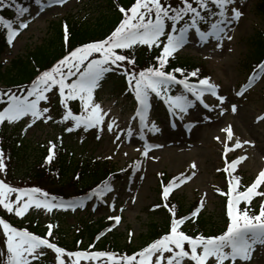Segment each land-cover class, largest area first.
I'll return each instance as SVG.
<instances>
[{
	"label": "snow or ice",
	"instance_id": "6c2138e0",
	"mask_svg": "<svg viewBox=\"0 0 264 264\" xmlns=\"http://www.w3.org/2000/svg\"><path fill=\"white\" fill-rule=\"evenodd\" d=\"M66 2L67 0H48L46 5L45 0H35L41 10L53 3ZM235 3L236 0H178L174 5L171 0H134L127 8L117 4L122 18L107 36L73 48L50 69L39 72L26 89L18 88L17 92L9 89L0 92V105H4L0 110V125L6 121L12 124L30 117L31 123L24 129L27 132L37 121L45 123L52 121L54 117L50 115L51 107H41V102L50 105L49 94L56 90L63 108L62 119L58 123L71 121V126L65 129L67 132L71 133L81 127L85 131L96 128L102 132L107 113L96 101L95 94L102 88L106 74L113 72L120 73L126 78L128 90L134 95L137 107L133 119L139 118L141 133L145 129L150 133L160 131L157 124L149 119L150 98L153 95L163 99L170 115L180 120L189 114L190 109L196 107L194 101L185 93L190 94L209 111L214 110L203 97L205 94H210L219 101L220 105L225 104L227 98L219 94L218 85L207 77L198 79L196 83L189 82V77H197L199 69L185 74V70L180 67L167 71L165 66L170 58H174L176 52L186 46L190 33H194L204 43L213 37L217 41H222V34H226L225 26L238 21L242 16V12L235 7L231 8L232 15H228L229 6ZM13 5L16 6L15 21L0 15V27L7 31L9 46L20 31L28 27V23L22 17L30 11L29 8L16 4V0H0V9L11 8ZM216 17L218 19H214ZM14 23L18 24V27H15ZM205 25L207 30H203ZM64 31L67 40L66 26ZM227 38L231 39V36ZM142 46H147L149 50L159 49L158 55L154 58L157 63L136 71L135 52ZM256 67L259 71L248 77L247 84L241 86V90L236 93L237 96H242L255 79L264 76V61ZM176 73L183 78L178 79ZM176 85L182 86L184 92L173 95V87ZM70 101H79V114L74 113L69 105ZM236 110L237 106L233 104V113ZM256 119L257 122L264 120V115ZM115 124V121L108 123L107 130L112 132ZM222 131L227 133L226 139H230L233 135L231 126ZM127 135L129 137L133 135L131 126L127 129ZM99 138L98 135L97 139ZM115 139L119 141L121 136L117 134ZM243 143L251 142L243 141ZM49 144L48 155L45 157L46 165L55 155L56 145L52 142ZM241 146V141L237 139L231 148L236 149ZM152 147L154 146L145 144L142 155L147 157ZM229 150V145L225 143L224 153ZM107 158L111 159V157ZM245 158L239 157L231 162H225L227 191L220 189L217 191L226 196L227 222L224 230L219 234L191 236L181 230V226L189 217L177 218L176 206L167 203L174 187L178 188L190 179L181 173L166 185H161L160 198L164 201L162 206L170 213L169 230L147 243L138 252L131 255H117L106 251H67L48 239L52 236L54 228L52 224L47 225L48 231L42 237L27 229H18L0 218V229L4 236V246L0 249V264H34V262L43 264L48 255L47 250L55 253V264H68L65 257L71 264H79L81 259L98 261L100 258H107V264H249L257 247L264 246V199L261 200L259 211L256 213H252L247 207L242 209L240 205L242 202L250 205L257 196L264 198V191L259 190L264 186V170H261L250 184L242 186L241 177L232 173L236 172L238 163ZM6 159L3 150L0 149V173L6 172ZM133 167L138 168L139 162H134ZM192 167L195 168V164ZM113 190L111 181L105 179L86 193L85 197L65 201L51 196L39 187H15L0 179V208L18 218H23L33 207L43 208L46 212H52L54 209L75 211L84 207L85 200L102 199ZM13 195L15 199L12 198ZM199 210L198 206L190 216L196 217ZM109 219L119 223L121 217L113 216ZM100 235H103V232ZM77 243L79 244V241Z\"/></svg>",
	"mask_w": 264,
	"mask_h": 264
},
{
	"label": "rangeland",
	"instance_id": "374dc122",
	"mask_svg": "<svg viewBox=\"0 0 264 264\" xmlns=\"http://www.w3.org/2000/svg\"><path fill=\"white\" fill-rule=\"evenodd\" d=\"M99 2V0H68L64 4H51L43 10L40 9V6L31 8L24 18L28 27L21 30L12 45L4 50L1 61L8 65L16 56L23 55L29 48L42 43L43 39L47 37L50 23L58 18L65 16L70 19V16L74 14L82 19L95 17L97 15L96 6ZM254 3L255 0H236L234 5L229 6V16L232 15L231 8L233 7L238 8L242 12V16L238 21L225 26L226 34H222V41H217L213 37L204 43L194 33H190L186 46L174 54L177 57H183L184 60L206 61L211 74L207 78L219 86V94L227 98L225 104L220 105L215 97H210L207 100L214 110L202 113L196 107L190 109L189 114L185 116V124L182 125V129L188 134L185 137L181 132L170 133L165 117L161 116L159 110H154L153 114L156 119L150 121L155 122L160 131L153 133L154 138L151 141L156 144L157 149L154 152L150 150L147 157L142 155L144 159L141 160L142 166L137 169V171H141L142 176L137 183L128 185L126 188L125 183H121L115 187L114 191L108 193L110 198L107 202H111V205L101 204L100 200L96 199L75 211L61 209L60 213L57 211L58 209L46 212L43 208L33 207L23 218L9 214L13 216V220L16 218L19 220L18 222H34L44 228H47L48 224H52L54 225L53 237L70 242L74 239L76 230L72 226L82 220V217L96 220L102 216H120L122 221L116 223L113 220L114 223L109 228L110 230L103 231V234L113 233L107 237H118L120 240L118 242L121 245L136 244L146 232V226L150 225L152 221L162 222L161 214H153V209L150 208L157 202V188L160 184L169 182L171 176L172 178L178 177L183 173L190 179H187L178 188L174 187L170 196L173 195L182 211L185 212L193 203H196L195 209L200 207L198 215L201 213L206 222H211L218 227L222 222V215L226 216L224 204L226 198L217 191V189L227 186V174L224 175L222 172L225 159L231 156H233L232 159L246 157L238 163L236 172L232 173L241 177L242 186L250 184L256 175L264 170V120L257 122L256 119L258 116L264 115V76L255 79L252 86L247 88L242 96L236 95L241 90V86L247 84L245 79L248 69L241 71L242 62H245L243 59L247 53L246 39L258 27L264 29L263 19L253 12ZM45 4L47 5L48 1ZM228 36H231V39H228ZM221 43L222 46H220ZM110 89L109 85L102 86L95 94L96 101L107 113L102 132L98 129L90 134L81 132L74 138L75 129L71 133L65 130L71 124L58 123L62 118L55 117L60 109L56 102L47 106L51 107L50 115L54 119L47 123L37 121L27 132L24 129L31 123L30 117H25L12 124L6 121L5 123L9 124L8 127L19 129L20 139L18 138V140L22 141L24 147L27 148L23 161L12 165L11 176L21 179L27 170L29 172V164L31 165L34 159L42 153L43 148H49V142L56 145L55 149H60V146L65 148L63 153L68 162L79 163L89 157L102 160L111 157L113 162H116L117 168H121L129 160L137 157L140 152L142 153L144 145L147 143L140 140L137 131H135L133 117L137 106L131 111L130 105L123 97H110ZM177 94L180 93L177 92ZM52 100L55 101V99ZM233 104L237 106L235 113L232 111ZM222 110L224 111L221 115ZM113 121L116 124L113 131L109 132L107 124ZM189 124L190 126L187 128ZM129 126L133 128L131 137L127 135ZM228 126H231L233 133L230 139H226L227 133L222 131ZM117 134L121 136L119 141L115 139ZM98 135L99 139H97ZM237 139L241 141L242 146L232 149L231 145ZM243 141L251 143L245 144ZM225 143L230 148L227 153L222 151ZM193 164H195V168L192 167ZM7 170L8 168L6 172ZM6 172L0 173V176L5 177ZM11 184L15 183L10 182ZM259 190H264V186ZM12 198L15 199V196L13 195ZM1 209L5 214H8L6 210ZM146 212H151L152 216H148ZM191 218L194 217L189 215V221ZM46 230L48 231V229ZM47 252L48 255L43 264H55V253L51 250H47ZM65 260L71 264L67 257ZM79 264H95V261L81 259ZM249 264H264V246L257 247Z\"/></svg>",
	"mask_w": 264,
	"mask_h": 264
},
{
	"label": "trees",
	"instance_id": "16d2710c",
	"mask_svg": "<svg viewBox=\"0 0 264 264\" xmlns=\"http://www.w3.org/2000/svg\"><path fill=\"white\" fill-rule=\"evenodd\" d=\"M27 1L16 0V4L24 6ZM133 2L134 0H101L95 10L97 11L95 17H91L90 19L78 17L74 19L71 17L61 22H52L48 29L47 37L43 39L42 43L35 45L33 48H29L23 55L16 56L8 65H5L0 60V92L9 89L17 92L18 88L26 89L29 83L35 78V75L50 69L73 48L107 36L122 18L117 4L127 8ZM171 2L175 5L178 3V0H171ZM255 10L258 16L264 20V0H257ZM0 15H3L7 19L15 18L16 6L13 5L11 8L0 9ZM65 26L68 31L67 40H65ZM4 38L5 29L0 27V55L6 47ZM246 46L248 47V54L245 55V63H257L264 56V30L254 31L253 35L246 41ZM155 55L153 50L148 51L143 48H138L135 52L136 71L156 64L157 62L154 59L156 57ZM176 67L184 69L185 74H187V72L194 71L202 66L189 63V61L173 60L169 62L165 70L170 71ZM175 75L181 76L179 73ZM197 76H200L199 73ZM110 78L114 81L111 93H117L118 95L116 96H120L121 93H124V78L114 75H111ZM74 113L77 114L75 111ZM17 141L16 139L13 140L12 137H9V139L3 138L0 149L3 150L5 155L8 154L11 161L18 164L23 161L27 148L22 146V144L17 147ZM113 170L115 171V167L110 162L94 160L88 161L81 166L72 161L67 162L62 151H55L54 158L46 165L43 151V153L34 159L31 165L29 164V172L27 170L28 173L25 172L18 183L22 188L39 187L47 191L51 196H56L67 201L85 197L86 193L105 179L110 180L112 183L116 179H120L121 175L114 174ZM179 211L178 213H182V211ZM148 216H152V214ZM160 217L162 218V222L159 224L152 221L150 225L146 226V232L136 244L121 245L118 237H102L99 242H96V249L106 252L112 250L120 251L127 255L134 253L140 246L156 239L155 237L162 230L165 231L166 229L167 232L169 222L164 215ZM204 219H200L197 225L193 226L194 229L190 233L191 236H195L196 234H203L205 236L216 235L222 232L226 226L225 219L221 222L222 225L221 227L219 226L220 228L211 222H206ZM11 224L18 229H27L43 237L44 229L38 228L32 223L27 225ZM102 227L99 224L86 225L84 222V225L80 224L78 227L76 226L77 232L74 234L72 241L66 242L64 239H57L56 244L72 250L85 248L93 244V239ZM3 241L4 236L0 233V249L4 246ZM78 241H80V245H77Z\"/></svg>",
	"mask_w": 264,
	"mask_h": 264
}]
</instances>
